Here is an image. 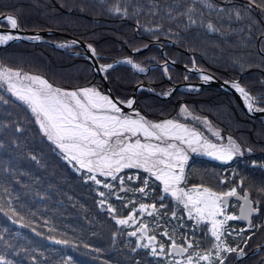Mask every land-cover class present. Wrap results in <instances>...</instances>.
<instances>
[{"label":"trees","instance_id":"obj_1","mask_svg":"<svg viewBox=\"0 0 264 264\" xmlns=\"http://www.w3.org/2000/svg\"><path fill=\"white\" fill-rule=\"evenodd\" d=\"M248 4L249 0H0V16H16L21 30L51 32L46 42L68 45L61 51L45 43L11 44L0 51V65L40 76L65 90L104 91L101 79L80 55L82 49L69 42L91 44L101 65H114L104 75L119 101L130 100L135 88L146 84L151 90L138 92L137 111L148 120L175 119L211 142L227 144L231 136L241 146L243 154L229 163L193 156L186 167L187 187L200 184L198 177L201 185L212 188L218 176L226 191L243 178L238 194L247 190L260 209L252 227L239 220L228 222L231 234L226 239L237 251L223 254L225 264H264V191H260L264 188V118L249 117L230 93L210 86L178 89L168 100L161 97L174 85L198 81L191 73L167 65L173 61L197 66L222 81L239 82L255 98L256 107L264 109V11ZM117 7L119 12L113 10ZM129 59L145 71L127 63ZM0 97V256L8 264H169L173 256L165 231L178 244L185 237L192 240L194 232L195 239L207 247L205 227L193 229L182 208L174 207L178 210L173 218L174 210L160 207L167 197L160 201L158 181H150L155 192L146 198L122 191L119 181L111 177H97L113 184L111 190L103 183L97 185L87 179L86 169L77 171L78 166L64 158L44 136L31 110L2 85ZM185 105L188 112L182 114ZM217 131L223 140L214 135ZM138 171L142 178L146 175L137 169L119 174L125 176V189L140 184L127 179ZM140 203L157 207L141 212ZM109 204L115 213L108 210ZM133 207L138 223L117 224L113 217H125ZM238 208V201L232 200L228 212L238 215ZM140 223L157 237V248L165 244V254L153 255L151 248L138 246L146 243L138 241ZM131 231H137V236H129ZM63 240L69 243H58Z\"/></svg>","mask_w":264,"mask_h":264},{"label":"snow or ice","instance_id":"obj_2","mask_svg":"<svg viewBox=\"0 0 264 264\" xmlns=\"http://www.w3.org/2000/svg\"><path fill=\"white\" fill-rule=\"evenodd\" d=\"M253 6L264 11V0H249L248 7ZM113 10L120 11L118 7ZM236 15L239 17L240 13L236 12ZM3 19L12 29L19 27L16 16L8 14ZM208 27L214 30L212 24ZM16 39L20 37L11 33L0 34V45ZM30 39L39 40L40 37L34 36ZM75 43L76 41L71 42V44ZM67 46L60 45V47ZM88 48L93 55L96 54L91 44ZM127 63L133 64L131 59ZM112 67L111 64L101 65L100 70L107 71ZM133 67L139 68L141 72L145 71L139 65L133 64ZM167 70L165 66L164 71L167 72ZM201 78L205 82L213 79L210 75H202ZM225 83L229 82L225 81ZM3 84H6L7 90L27 105L44 136L60 149L64 158L69 163L74 162V165L78 166L77 171L87 170V179L94 181L97 185L103 183L104 188L111 190L114 187L113 184L97 178L98 176L111 177L112 180L119 181L122 191L138 192L145 198L150 192H155V188L150 187V181L153 183L158 181L163 193L159 196L160 201H163L164 194H167L175 201L177 208L182 206L188 219L194 221L193 229L198 225L205 226L206 233L210 235L207 247L195 239L194 232L192 240L185 237L184 242L180 244L176 242L174 236L169 235L168 231L163 233L171 240L170 254L173 259L169 261V264H225L227 257L223 254L237 251V247L229 245L226 239V235L231 234L228 222L246 220L249 227H252L251 217L253 213L260 211L258 207L253 206L254 202L249 198L247 190L243 196L238 194L237 187H243V178L236 186L226 191H214L203 185L186 187L188 179L186 166L191 153L204 152L224 162L230 161L235 155L243 154L241 146L231 136L227 138V144L213 143L196 128L178 120L166 119L153 122L136 110H133L131 114L125 113L112 98L101 93L96 87L69 91L55 87L40 76L28 74L22 76L20 71L0 65V85ZM232 87L244 98L249 111L254 109L264 111V109L255 108V98L239 83L232 82ZM0 99L3 98L0 97ZM120 103H126L131 109L134 100ZM187 112V106H182L181 113ZM214 135L218 140L224 139L218 131ZM248 151L251 149L249 148ZM125 169L142 170L146 175L142 178L139 171L134 175L125 174L129 181L133 179L140 181L137 187L125 189V176L119 175ZM260 191H264V188ZM99 195L103 197L105 193L100 192ZM231 197H237L243 201L239 215L229 213L227 210ZM117 199L122 197L117 196ZM100 203L103 204L104 201L101 200ZM165 206L164 203L160 204L161 208ZM156 207L155 203L139 204L141 212L155 210ZM108 210L116 212L111 204L108 205ZM0 211H3L2 206ZM135 213L136 209L133 207L129 215L113 218L119 225L132 227L138 223ZM148 215H152V212H148ZM172 216L176 217V211L172 212ZM137 231L140 233L138 241H147L143 244L138 243L139 247L151 248L153 255L165 254V244L159 243L157 248V244L154 243L157 237L149 235L147 224L140 223ZM137 231L127 234L137 236ZM58 243L68 244L69 241L63 240ZM240 251L242 252V249ZM0 264H8L3 256H0Z\"/></svg>","mask_w":264,"mask_h":264},{"label":"water","instance_id":"obj_3","mask_svg":"<svg viewBox=\"0 0 264 264\" xmlns=\"http://www.w3.org/2000/svg\"><path fill=\"white\" fill-rule=\"evenodd\" d=\"M4 16L6 15H3L0 17V21H3L4 19ZM0 32L1 33H11L15 36H18L20 37V39H16V40H12V41H8L6 44L4 45H0V51L5 48L6 46L10 45V44H13V43H17V42H27V43H36V42H39V43H42L47 36L51 35V33L49 32H27V31H23V30H20V28L18 27L17 29H12V28H8V29H0ZM34 36H39L40 39L39 40H33V39H30V37H34ZM72 41H76V43L74 45H78L79 47H81L85 54L84 56L86 57V62L89 63L94 72L96 73V75L101 78V80L103 81V85L105 87V90L107 92V95L113 99L114 102H116L118 104L119 107L122 108V110L125 112V113H131L133 112V110H136L137 109V93L144 87H146V85H140L138 87H136L135 89V92L133 94V100H134V103L132 105V108H128L127 105L123 104V103H120L119 100H117V98L115 97L114 93L112 92V89H111V86L110 84L108 83L107 79L105 78V76L103 75V71L100 70V64L97 60V57L96 55H93L91 49L88 48V45L83 43V42H80V41H77L75 39L71 40ZM200 72V71H199ZM200 75H210L206 72H203L201 71L200 72ZM212 76V75H210ZM213 79L209 80L208 82H205L202 80L201 78V82L197 83L196 86L202 88L204 86H211V87H214L216 89H223L227 92H229L231 95H233V97L235 98V100L245 109V105L242 101L243 97L241 96V94L235 89L232 87V83H225L219 79H217L216 77L212 76ZM186 84H183L182 86H176L175 89L179 88V87H185ZM254 115L250 114L252 117H259V118H264V111H259V112H256L254 111ZM241 202L243 203V201L241 200ZM257 213H253L252 216L254 215H257ZM242 222L248 224V221L246 220H241Z\"/></svg>","mask_w":264,"mask_h":264},{"label":"rangeland","instance_id":"obj_4","mask_svg":"<svg viewBox=\"0 0 264 264\" xmlns=\"http://www.w3.org/2000/svg\"><path fill=\"white\" fill-rule=\"evenodd\" d=\"M8 28H11L10 27V25H8L6 22L5 23H0V29H8ZM0 34H4V33H1L0 32ZM167 65H170L171 67H176V68H178V69H182V70H184V71H187V72H189V73H191L192 75H194L196 78H197V76H199L200 75V72L201 71H203V72H206V73H208L207 71H204V70H202V69H200L199 70V68L196 66L195 68L192 66V67H184V66H180V65H176L173 61L171 62V61H168L167 62ZM200 71V72H199ZM208 74H210V73H208ZM22 76H23V74H22ZM25 83H28V82H25ZM187 83H189V82H183V83H181V84H179L180 86H182V84H187ZM192 84V83H191ZM6 90H7V85L6 84H3L2 85ZM101 93H103V94H105L106 95V92H104L103 90H99ZM7 92L8 93H10L13 97H15L17 100H19L16 96H14L10 91H8L7 90ZM20 101V100H19ZM20 102H22V101H20ZM23 103V102H22ZM27 106V105H26ZM214 132V131H213ZM46 137V136H45ZM47 138V137H46ZM213 143H215V142H213ZM223 144H224V142H223ZM238 155H240V154H238ZM196 157V158H205V159H208V160H212V161H217V162H220V163H227V162H229V161H227V162H224V161H221V160H218V159H215L214 157H212V156H209V155H207V154H205L204 152H199V153H191L190 154V158H189V160L192 158V157ZM236 156V155H235ZM234 156V157H235ZM233 157V158H234ZM232 160V159H231ZM187 167V166H186ZM142 171V170H141ZM196 181H197V183H200V184H194V185H201V183H202V181H200L199 182V178L197 177L196 178ZM213 181H214V184H213V187H215V188H213L212 187V189L214 190V191H225L224 190V188L222 187V184H221V179H219L218 178V176H215V179H213ZM182 186H184V185H182ZM192 186V185H191ZM191 186H188V188H190ZM221 186V187H220ZM187 187V186H186ZM206 187V186H205ZM218 187H220L219 189H218ZM211 188V187H210ZM165 197H167L166 198V202H165V205L166 206H168V210H174V211H177L179 208H182V206H180L177 210L176 209H174V207L176 206V203H175V201L170 197V196H168L167 194H165ZM234 198L235 197H231V198H229V204L232 202V200H234ZM183 209V208H182ZM228 209H229V205H228ZM227 209V210H228ZM185 212V211H184ZM185 214H186V217H187V213L185 212ZM188 218V217H187ZM193 221V220H192ZM193 223H194V221H193ZM202 227H205L204 225H202ZM205 236H206V244H204V245H206V246H208V244H209V241H210V235L209 234H207L206 233V228H205ZM146 241V240H145ZM146 243H147V241H146ZM155 244H156V241L154 242Z\"/></svg>","mask_w":264,"mask_h":264},{"label":"bare ground","instance_id":"obj_5","mask_svg":"<svg viewBox=\"0 0 264 264\" xmlns=\"http://www.w3.org/2000/svg\"><path fill=\"white\" fill-rule=\"evenodd\" d=\"M4 21V20H3ZM6 22V21H5ZM7 23V22H6ZM146 85V84H145ZM148 86V85H147ZM148 87H150V86H148ZM166 95H164L163 97H161L162 99H164V97H165ZM132 97H133V95H132ZM132 97H131V99H132ZM242 101H243V103H244V105H245V109L237 102V104L240 106V108L244 111V113H246L249 117H251V118H255V117H252L250 114H252V115H254V112H253V110L252 111H249V109H248V107H247V105L245 104V101H244V98L242 99ZM255 104V103H254ZM255 108H257L256 107V104H255ZM254 111H256V112H259V111H257V110H255L254 109ZM250 113V114H249ZM257 118H259V117H257ZM196 158V157H195ZM233 159V158H232ZM210 161H212V160H210ZM232 160H230L229 162H231ZM212 162H216V163H219V164H224V163H220V162H217V161H212ZM229 162H227V163H229ZM240 196H243V195H240ZM235 198H237V197H235ZM259 214V213H258ZM257 214V215H258ZM256 215V216H257Z\"/></svg>","mask_w":264,"mask_h":264}]
</instances>
